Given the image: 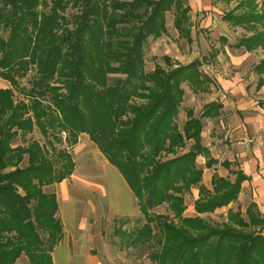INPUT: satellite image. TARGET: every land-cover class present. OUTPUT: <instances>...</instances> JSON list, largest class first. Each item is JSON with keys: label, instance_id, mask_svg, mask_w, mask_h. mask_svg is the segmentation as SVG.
Returning <instances> with one entry per match:
<instances>
[{"label": "trees", "instance_id": "trees-1", "mask_svg": "<svg viewBox=\"0 0 264 264\" xmlns=\"http://www.w3.org/2000/svg\"><path fill=\"white\" fill-rule=\"evenodd\" d=\"M235 1L222 20L246 34L229 47L264 49V0L213 4ZM168 13L180 37L192 43L186 0H0V31L7 32L0 35V78L10 84L0 89V264H16L22 255L31 264H53L63 225L57 196L44 187L75 169L67 151L49 156L61 131L72 145L88 135L134 193L145 223L127 229L131 221L118 219L114 236L122 247L146 248L153 264H264V218L253 206L247 219L238 212L222 223L183 216L184 196L194 187L200 189L196 212L214 213L238 199L247 177L224 161L234 181L215 174L212 190L201 185L198 158L205 157L208 168L218 164L202 143V120L217 117L221 104H207L199 118L188 110L183 128L177 124L182 85L207 93L214 83L201 71L203 62L175 66L164 57L166 67L146 72V44L168 33ZM32 71L30 87H21ZM254 73L259 90L264 58ZM16 91L23 99L17 101ZM35 128L51 137L47 149L27 139ZM18 137L24 145L15 146ZM189 141L190 149L179 154ZM163 205L172 215L152 212Z\"/></svg>", "mask_w": 264, "mask_h": 264}, {"label": "rangeland", "instance_id": "rangeland-1", "mask_svg": "<svg viewBox=\"0 0 264 264\" xmlns=\"http://www.w3.org/2000/svg\"><path fill=\"white\" fill-rule=\"evenodd\" d=\"M186 2L191 7L189 25L193 42L189 43L185 38L180 37L173 24V14L168 13V33L159 39H149L145 47L146 72H152L157 64L166 67L164 57L170 58L175 66L178 64L187 65L198 58L203 62L201 71L214 81L209 86L210 90L207 93H195L188 83L182 85L185 96L177 118L180 129L183 128L188 119V110H193L194 115L199 118L207 103L217 99L220 101L217 90L214 88L218 79L229 81L241 79L242 83L246 82L250 87H255L257 76L254 74V66L264 58V49L249 53L229 47L246 34L243 29L233 28L222 20L227 11L236 7V1L230 5L224 3L212 5L211 0H186ZM261 2L262 0H258L259 4ZM74 13L75 10L69 9L67 16ZM0 35L7 37V32L0 31ZM221 37L227 38L228 42H222ZM214 51L219 52V58L218 56L215 59L211 57ZM33 75L34 71L30 72L26 78L21 79V87L29 88ZM116 77L124 78L125 76L111 75L110 79ZM8 87H10V84L0 78V89ZM249 97L254 99V102H259L258 105L263 111L261 115L264 117V100L258 98L259 95L255 90L249 91ZM16 99L17 101L23 99V95L19 91H16ZM232 99L231 97V99L225 100L231 104L226 108V115L228 114V116L224 124L227 127L231 124L234 127L233 122L231 123V120H229L231 111L234 115V110H237L232 105L236 101ZM245 99L247 98L245 97ZM253 112L254 110H250L248 114L242 113L241 116L242 118H253V115H251ZM202 121L206 124L205 119ZM233 127L232 129H234ZM263 135L264 125L259 128V132L250 134L249 140L252 144H257V140ZM59 137L61 142L55 143V150L51 148L49 156L54 158L55 151L65 150L72 155L75 169L71 177L61 183L44 187L46 193L56 194L59 205L58 217L63 225L62 239L51 253L53 264H56L54 257L58 252L60 261H57V264H153L147 258L148 251L146 248L139 246L126 249L122 247L120 238L114 236L115 226L120 218L113 219L110 210L109 198L113 189L111 179L106 171V167H109V165L108 160L98 146L86 134L79 136L76 145L70 144V136L66 131H61ZM27 139L39 141L45 149L49 146L47 144L49 139L52 141L51 137L45 139L38 128H35L33 133L27 136ZM225 143L218 145L223 146ZM24 144L22 139L18 137L15 146ZM192 144L193 141H189L186 148L180 151L179 154L187 152ZM172 157L174 156L171 154L166 156L165 159ZM204 159L203 156L198 158L200 168L203 167L202 162ZM216 169L218 170V168ZM65 182L67 183V189L63 193L62 184ZM63 194L67 195L66 201H62ZM152 212L172 215L167 205L158 207ZM207 218L220 223L214 221L211 217ZM130 221L132 223L126 226L127 229H133L137 221H142L141 224L145 223L143 217ZM16 264L31 263L25 255H22Z\"/></svg>", "mask_w": 264, "mask_h": 264}, {"label": "crops", "instance_id": "crops-1", "mask_svg": "<svg viewBox=\"0 0 264 264\" xmlns=\"http://www.w3.org/2000/svg\"><path fill=\"white\" fill-rule=\"evenodd\" d=\"M211 3L213 5V0H211ZM215 84L214 88L217 90L220 101L217 99L209 103L217 102L223 108L217 117L205 119L206 124H204L202 131V143L218 164L212 168H208L206 167L207 159H204L202 162L203 167H201L203 169L201 185L208 190H212L211 183L215 174L223 178L229 177L234 181L235 176L230 174L229 169L222 166L224 161L231 163V169L242 171L247 178L242 183V190L238 199L227 207L217 209L214 213L198 214L196 212L195 202L200 198V189L198 187L192 189L190 193L184 196L186 210L183 216L186 218L198 216L202 218L211 217L214 221L222 223L229 220L230 214L234 215L238 212L241 214V218L247 219V210L253 206L261 218H264V146L252 144L249 140L250 134L259 132V128L264 125V117L261 115L263 111L258 105L259 102H254V99L249 97V91L255 90L259 95L258 98L264 100V86L258 90L257 84L255 87H250L246 82L242 83L241 79H235L234 81L218 79ZM231 97L233 98L232 100L235 99L236 102H233L232 105L238 111L234 110V115H232L233 111H231L229 120H231V123L233 122L234 127L232 124L227 127L224 124L228 116V114L226 115V108L231 104L225 100L231 99ZM250 110H254L251 113L253 118H242L241 114H248ZM223 142H226L223 146L218 145ZM108 165L109 167H106V171L108 172V177L111 179L113 189L110 192L109 206L113 219H140L143 215L134 193L128 187V184L118 170L109 162ZM210 171L212 172L209 173ZM65 183L62 184L63 193L67 189V183ZM66 200L67 195L63 194L62 201ZM54 259H56V264L57 261H60L59 252L56 253Z\"/></svg>", "mask_w": 264, "mask_h": 264}, {"label": "built area", "instance_id": "built-area-1", "mask_svg": "<svg viewBox=\"0 0 264 264\" xmlns=\"http://www.w3.org/2000/svg\"><path fill=\"white\" fill-rule=\"evenodd\" d=\"M257 144L260 146H264V135L257 140Z\"/></svg>", "mask_w": 264, "mask_h": 264}]
</instances>
